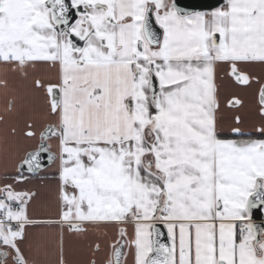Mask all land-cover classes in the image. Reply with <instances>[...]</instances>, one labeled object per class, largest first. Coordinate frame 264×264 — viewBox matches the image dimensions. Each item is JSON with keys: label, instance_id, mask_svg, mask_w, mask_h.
Here are the masks:
<instances>
[{"label": "snow or ice", "instance_id": "1", "mask_svg": "<svg viewBox=\"0 0 264 264\" xmlns=\"http://www.w3.org/2000/svg\"><path fill=\"white\" fill-rule=\"evenodd\" d=\"M35 62L58 79L32 81L46 122L15 186L0 188V264H39L28 229L44 223L116 227L109 264H122L125 246L134 264H264V219L254 218L264 217V85L257 138L236 115L228 139L216 84L218 66L245 86L242 66H264V0L208 13L176 0H0V65L26 76ZM24 136L36 138L33 123ZM45 153L60 181L54 222L30 218L35 194L16 190Z\"/></svg>", "mask_w": 264, "mask_h": 264}, {"label": "crops", "instance_id": "2", "mask_svg": "<svg viewBox=\"0 0 264 264\" xmlns=\"http://www.w3.org/2000/svg\"><path fill=\"white\" fill-rule=\"evenodd\" d=\"M35 63V67L27 69L26 76L10 69L6 71L0 65V81L7 80V87L0 83V188L6 182L15 186L13 178L17 175L18 160L39 143V134L46 122L41 115L46 103L44 94L31 90L32 81L40 79L45 84L56 83L58 74L46 62ZM242 67L250 75V86L236 85L227 67L216 68L218 99L221 104L218 122L221 135L228 139L236 138L231 132L236 115L241 117L242 131L251 135H256L255 128L261 123L258 109L259 92L264 85V66L257 63ZM233 97L242 101L238 109L228 108L227 101ZM29 122L34 124L37 133L35 139L24 136ZM48 143L55 151L56 142ZM24 175L27 179L21 181L16 190L35 194L28 204L29 217L37 221H58L61 201L57 164L52 162L36 175L26 171ZM121 226L127 228L129 236L133 234L132 225ZM28 236L29 243L39 249L36 257L39 264H60L61 259L63 264H109V258L113 255L112 245L120 240L118 229L112 225L89 226L86 231L77 233L69 232L66 225L62 228L58 223H44L31 226ZM130 253L131 250L125 246L122 264H134V255Z\"/></svg>", "mask_w": 264, "mask_h": 264}, {"label": "water", "instance_id": "3", "mask_svg": "<svg viewBox=\"0 0 264 264\" xmlns=\"http://www.w3.org/2000/svg\"><path fill=\"white\" fill-rule=\"evenodd\" d=\"M227 0H176V3L178 6L182 9H187L190 11H199V12H210L212 10H215L219 8L221 5H223ZM158 30V26H157ZM82 43V42H80ZM51 155V153H45L42 156V161H43V167L41 170L49 166L52 161L48 159V156ZM26 171V169H25ZM27 172V171H26ZM28 173V172H27ZM31 174V173H29ZM257 223H260L264 217H261L259 213L256 214L254 217ZM162 227V226H161ZM162 231L165 233L166 236V229L162 228ZM121 243H125V241H121ZM125 252V248H124ZM123 259V257L121 258Z\"/></svg>", "mask_w": 264, "mask_h": 264}, {"label": "trees", "instance_id": "4", "mask_svg": "<svg viewBox=\"0 0 264 264\" xmlns=\"http://www.w3.org/2000/svg\"><path fill=\"white\" fill-rule=\"evenodd\" d=\"M252 138H257V135H251ZM244 138H247V137H244Z\"/></svg>", "mask_w": 264, "mask_h": 264}, {"label": "rangeland", "instance_id": "5", "mask_svg": "<svg viewBox=\"0 0 264 264\" xmlns=\"http://www.w3.org/2000/svg\"><path fill=\"white\" fill-rule=\"evenodd\" d=\"M213 11V10H212ZM211 12V11H210ZM206 13H208V12H206Z\"/></svg>", "mask_w": 264, "mask_h": 264}]
</instances>
